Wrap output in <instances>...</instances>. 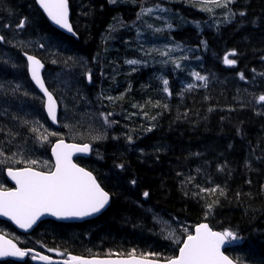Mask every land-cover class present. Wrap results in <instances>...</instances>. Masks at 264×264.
I'll return each instance as SVG.
<instances>
[{
  "label": "trees",
  "instance_id": "trees-1",
  "mask_svg": "<svg viewBox=\"0 0 264 264\" xmlns=\"http://www.w3.org/2000/svg\"><path fill=\"white\" fill-rule=\"evenodd\" d=\"M69 3L77 39L54 29L35 0H0V35L13 39L17 33L14 43L31 41L24 48L0 43V149L11 157L19 147L26 158L51 164V145L57 139L91 143V157L76 162L110 193V206L96 219L44 221L27 235L0 221V233L21 248L57 252L63 258L127 257L132 249L137 256H170L176 246L157 234L162 225L153 217H159L172 227L180 221L189 228L208 223L214 230H234L243 239L226 254L238 264H264V102L256 99L264 94V0H235L230 8L237 15L229 21L227 9L203 12L189 0ZM157 5L168 11L160 12ZM141 6L153 12L138 20ZM240 11L246 15L239 16ZM25 17L24 29H16ZM166 22L173 27L168 29ZM38 43L46 47L40 49ZM165 45L175 49L169 57L153 51H164ZM233 49L237 56L229 58L237 59V65H224L223 55ZM25 51L45 65V83L60 107L57 128L48 121L42 97L29 80ZM132 59L141 63L125 62ZM89 71L91 81L85 75ZM192 71L208 77L207 87L190 75ZM161 77L169 80L171 95L163 91ZM189 83L196 87L187 89ZM17 84L21 87L13 93ZM109 96L114 99H106ZM100 113H111L109 120L116 123L105 126ZM25 120H39L59 136H50L41 147ZM9 130L14 136L7 135ZM100 132L107 138L94 141ZM8 166L24 165L9 160ZM6 171L0 165V184L12 188ZM217 185L225 196L200 192ZM144 191L150 193L148 198ZM217 198L206 215V204ZM32 259L0 264H33Z\"/></svg>",
  "mask_w": 264,
  "mask_h": 264
},
{
  "label": "snow or ice",
  "instance_id": "snow-or-ice-1",
  "mask_svg": "<svg viewBox=\"0 0 264 264\" xmlns=\"http://www.w3.org/2000/svg\"><path fill=\"white\" fill-rule=\"evenodd\" d=\"M108 3L116 4L117 0H108ZM189 3L193 7H199L201 11L208 13H213L216 8L227 9L226 21H229V18H234L237 15L230 8V5L234 4L235 0H189ZM35 4L39 5V8L43 10V13L46 14L52 24L65 30L73 37L77 35L69 19V0H35ZM156 9L160 12L168 11L159 5L156 6ZM152 12V8L141 6L140 12L137 14V19H142L144 14H151ZM238 14L241 17L246 15L244 11H240ZM157 18L160 19L159 17ZM26 20V17L21 18L19 23L15 25L16 29H24ZM3 27L11 28V25L5 24ZM148 27L151 28L152 25H148ZM166 27L171 29L173 25L166 22ZM154 31L161 32L163 29L156 28ZM16 34L14 33L13 39H8L4 35H0V43H8L13 47L19 46L21 48L31 43V41H17L14 43L13 40ZM47 43L49 46L52 45L51 40H47ZM38 47L44 49L46 44L38 43ZM176 48H180V45L177 44ZM173 50L175 49H169L165 45L164 51L156 49L153 51H158L162 57H169L170 51ZM147 54L149 53L146 52L145 55ZM23 55L26 58V68L28 73H30L31 80L43 93L44 98H46L42 103L47 117L53 123H56L57 101L53 93L46 87L45 80L41 75L44 64L35 55H29L26 51ZM230 56H237L235 49L223 55V64L236 66L237 59L229 58ZM69 59L73 58L69 57ZM180 59H187V57H181ZM125 62L129 65L141 63V61L135 59L126 60ZM168 62L169 60L162 61L164 64ZM171 62L175 67H180V64L175 59H171ZM52 63H56V61L53 60ZM12 66L14 68L17 67L15 64ZM85 75L91 81L90 71L85 73ZM190 75L195 80L201 81L203 87H207V76L201 75V73L196 71H192ZM239 76L241 80L245 78L243 73H239ZM160 79L164 86L163 91L171 95L168 87L169 80L162 77ZM20 87L17 84L11 91L15 93ZM186 87L190 90L195 88L196 85L189 83ZM24 95L27 96L29 93L25 92ZM106 99L113 100L114 98L109 96ZM256 99L258 102H264V94H260ZM147 103H151V101ZM133 106L135 107L136 105ZM157 106H159V102H157ZM164 107H167V105H164ZM66 112L67 109L65 108ZM110 115L112 114L100 113L105 126H111V124L116 123V121L109 120ZM152 119H155V117H152ZM23 123L32 125L29 131L34 134V140L41 147L45 143H49L50 136H59L57 132L48 131L39 120H25ZM64 127L70 128L73 126L65 124ZM2 130L0 129V131ZM148 131H151V128ZM7 135L14 136L10 130ZM106 138V134L100 132L93 137V140L99 142ZM127 140L131 143L132 137L128 136ZM8 143H11V140ZM91 152V143H66L63 138H59L51 145V156L54 160L49 164L48 161L42 162L38 159L26 158L24 152L19 150V147L18 151L12 153L11 157L5 156L3 149H0V157H3V159H0V165L6 167L7 176L14 182V187L12 188H6L3 184H0V216L7 217L19 228L27 230L32 228L41 217L46 215H51L58 219H69L84 218L101 213L110 202V193L101 186L92 171L80 166L73 159L78 153L89 154ZM9 160L13 164H22L24 166L15 168L8 166ZM116 167L123 170L124 164H118ZM130 183L135 185L136 180L132 179ZM217 191H219V196L221 197L226 195L225 191L219 185L214 188L200 189L201 193H207L209 196L215 195ZM142 195L148 198L150 193L144 191ZM218 202L219 199L217 198L212 203L206 204V215L211 212L213 205ZM153 219L157 224L162 225L160 232L157 234L176 246L172 249V255L162 256L161 253L149 252L141 253L137 257L136 250L132 249L126 258H83L70 255L63 264H238L236 259L226 254L227 251L232 250L233 245L239 244L243 239L236 231L231 229L214 230L208 223H197L189 228L180 221L176 222L177 227H172L169 222L163 221L162 218L153 217ZM49 251H52V249H49ZM31 253V249H22L12 239H7L4 235H0V257H25ZM37 257L41 261H44L45 264H54L51 257L47 255L36 253L32 258L36 259Z\"/></svg>",
  "mask_w": 264,
  "mask_h": 264
},
{
  "label": "water",
  "instance_id": "water-1",
  "mask_svg": "<svg viewBox=\"0 0 264 264\" xmlns=\"http://www.w3.org/2000/svg\"><path fill=\"white\" fill-rule=\"evenodd\" d=\"M37 7L39 8V5H37ZM40 9V8H39ZM69 9H70V5H69ZM40 11L42 12V14L44 15V17L46 18V20L50 23V25L55 28L56 30H58L59 32L67 35V36H70V37H73L71 34L67 33L65 30H62L60 28H58V26H55L54 24H52V22L47 18L46 14L43 13V10L40 9ZM69 19H70V22H71V12H70V16H69ZM75 39H77V35L75 37H73ZM26 59V58H25ZM43 63V62H42ZM44 70H45V65H44V68L41 70V75L43 77V73H44ZM29 75V78H30V81L32 82L33 86L37 89V91L41 94V96L44 98L43 96V93L40 91V89L35 85V83L31 80V76H30V73H28ZM46 85V84H45ZM47 87V86H46ZM55 98V97H54ZM46 99V98H44ZM56 99V98H55ZM57 101V100H56ZM46 113V111H45ZM46 116H47V113H46ZM58 116H59V105H58V102H57V122L56 123H53L48 117V121L51 123V125H53L54 127H58ZM66 143H68L67 141H65ZM91 157V153L89 154H76L73 159H74V162L76 159H89ZM53 158V157H52ZM54 160V158H53ZM9 182L11 184L14 185V182L7 176ZM110 206V202L109 204L105 207L104 210L101 211V213L99 214H96V215H93V216H89V217H84V218H69V219H58L56 217H53L51 215H46V216H43L40 218V220H38L36 222V224H34L32 226V228H29L27 230L25 229H21L19 228L13 221L9 220L7 217H3V216H0V220L1 221H5V222H8L10 223L13 227H15L20 233H24V234H28V233H31L40 223L44 222V221H55V222H59V223H63V224H74V223H83V222H86V221H90V220H93V219H96L98 218L99 216H101L105 211H107V209L109 208ZM1 235V234H0ZM7 238V237H6ZM9 239V238H7ZM14 242V241H13ZM18 246V244H17ZM19 247V246H18ZM36 253H39V252H35L32 250V253L28 256H25V257H0V261L1 262H6V261H13V262H16V263H24L29 256H33L35 255ZM41 254V253H39ZM41 255H44V254H41ZM48 256V255H47ZM51 257V256H49ZM139 257V256H137ZM68 258V257H67ZM67 258H64V259H60V258H55V257H51V259L53 260L54 264H63V262L67 259ZM83 258H87V257H83ZM101 258H112V259H116V258H126V257H119V256H115V257H101ZM34 263L35 264H45L44 261H41L38 257L36 259H33Z\"/></svg>",
  "mask_w": 264,
  "mask_h": 264
},
{
  "label": "bare ground",
  "instance_id": "bare-ground-1",
  "mask_svg": "<svg viewBox=\"0 0 264 264\" xmlns=\"http://www.w3.org/2000/svg\"><path fill=\"white\" fill-rule=\"evenodd\" d=\"M91 154H92V152H91ZM11 186H13V185H11ZM53 222H55V221H53ZM57 223H59V222H57ZM8 224H10V223H8ZM11 225V224H10ZM1 234V233H0ZM1 235H3V234H1ZM5 236V235H4ZM5 237H7V236H5ZM8 238V237H7ZM10 239V238H9ZM11 262H13V261H11ZM15 263V262H14Z\"/></svg>",
  "mask_w": 264,
  "mask_h": 264
}]
</instances>
